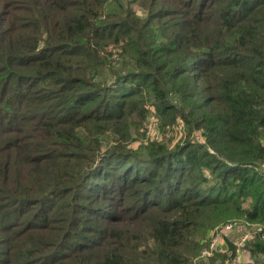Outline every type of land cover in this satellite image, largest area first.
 Wrapping results in <instances>:
<instances>
[{
    "label": "trees",
    "instance_id": "trees-1",
    "mask_svg": "<svg viewBox=\"0 0 264 264\" xmlns=\"http://www.w3.org/2000/svg\"><path fill=\"white\" fill-rule=\"evenodd\" d=\"M263 164L264 0H0V264H264Z\"/></svg>",
    "mask_w": 264,
    "mask_h": 264
},
{
    "label": "rangeland",
    "instance_id": "rangeland-1",
    "mask_svg": "<svg viewBox=\"0 0 264 264\" xmlns=\"http://www.w3.org/2000/svg\"><path fill=\"white\" fill-rule=\"evenodd\" d=\"M145 121L146 122H144V125L142 127V130H143L142 135H140V137H136V139L132 143L133 147H137L140 144V142L143 139H145L146 137L157 138V139L164 138L165 140L170 141L173 144L176 141H178L179 139H181L182 137H184V134L186 133V127L182 122H180V123L178 122L177 124H174L170 127H167L166 129H161L160 128L159 115L155 113V110L153 108H152V113L150 114V116ZM195 138L199 141H204V139H205L203 134L200 132H196ZM262 168L264 170V164H263ZM228 221H237L239 223L245 224V227L242 231H233L226 236V239L228 241H232L233 243L244 232L250 233V238H249V240H250L251 238H253L255 236V232L259 231L263 227L262 224H260L258 222L248 221V220H246L244 218H240V217L230 218L223 223H219L218 226L225 224ZM247 241H246V244H247ZM246 244H245V246H246ZM234 247H235V244H234ZM202 250H203V248H202ZM202 250H201V252H202ZM216 253H223V252H221V250H216L211 255H214ZM234 256H235L234 254H231V252H229L227 254L225 264H242L244 261H248V260L253 261L255 258L250 253L249 249H247L246 247H244V252L239 259H236ZM207 260H208V258L201 256V253H200V255L195 259L193 264H196L200 261H207Z\"/></svg>",
    "mask_w": 264,
    "mask_h": 264
},
{
    "label": "built area",
    "instance_id": "built-area-1",
    "mask_svg": "<svg viewBox=\"0 0 264 264\" xmlns=\"http://www.w3.org/2000/svg\"><path fill=\"white\" fill-rule=\"evenodd\" d=\"M245 224L237 221H228L225 224L216 226L211 229L206 238L204 239V247L201 256L207 257L214 253L216 250L226 251L227 239L226 236L233 231H242ZM250 238L249 232H244L234 242L235 253L234 257L239 259L244 252L246 241Z\"/></svg>",
    "mask_w": 264,
    "mask_h": 264
}]
</instances>
